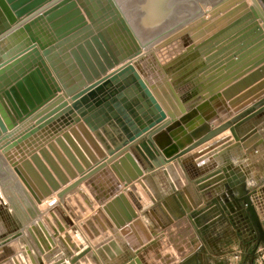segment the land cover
Listing matches in <instances>:
<instances>
[{
  "label": "bare ground",
  "instance_id": "bare-ground-1",
  "mask_svg": "<svg viewBox=\"0 0 264 264\" xmlns=\"http://www.w3.org/2000/svg\"><path fill=\"white\" fill-rule=\"evenodd\" d=\"M58 1L50 0L20 16L0 0V79L19 67L10 82L2 84L1 92L10 106L14 104V109H9L14 114H26L32 108L13 121L14 115L4 110L6 105L0 107V120L7 134L14 136L6 137L9 144L0 149V264H77L86 254L90 264H98L92 254L95 247L119 236L133 252L131 264H155L154 257L166 264L163 255L167 251L173 259L184 258L194 250L192 225L184 213L169 218L158 207L174 188L192 203H196V195L204 204L214 197L222 200L225 194L237 195L254 211L248 195L253 190L254 196L264 194V93L234 106L223 90L218 93L211 83L216 81L213 72L219 66L225 72L231 68L242 72L234 75L232 84L264 64V0H75L84 23L70 24L69 32L56 31L58 27L51 26L57 21L50 23L44 15ZM240 4H245L240 12L249 17L247 23L245 19L241 23L246 27L242 34L226 42H212L214 37L205 28ZM202 29L206 39L200 43L203 35L197 37V32ZM195 40L198 51H192ZM91 43L97 44L96 52ZM260 46L263 51L254 58ZM73 48L82 65L89 66V60L95 67L91 75L79 68ZM217 50L230 55L222 57L218 67L210 68L208 60ZM29 62L34 64L27 65ZM36 67L53 94L40 104L35 102L34 108L20 94L25 108L21 109L4 90ZM173 92L185 103L169 101L172 107L168 109L163 99ZM206 94L209 96L204 97ZM58 98L65 106L60 105L51 119L41 124L31 120ZM216 101L223 108L220 117L213 115L210 106ZM226 132L231 134L223 143L227 146L215 147L217 158L197 167L208 153L198 156L200 151L195 150ZM59 135L79 167L61 155L58 161L63 169L58 168L49 195L43 192L48 180L44 183L32 164L41 167L34 157L48 162L52 155L48 144L52 142L56 148ZM143 140L156 148L158 159L142 157L136 150ZM126 153L142 176L124 179L113 169L114 162ZM25 172L32 173L33 193L22 182ZM213 173L214 184L201 187L198 180ZM168 176L175 184L170 185ZM112 180L117 181L135 213V218L123 225H133L130 234L121 233L123 226L109 217L104 206L99 209L105 201H99L97 193L103 199L107 188L114 191ZM170 187L173 190H168ZM95 214L108 227L105 233L87 230L92 224L86 226V219ZM140 218L157 220L163 226L162 234L151 236ZM96 219L91 223L99 226L98 216ZM132 233L138 236L137 241Z\"/></svg>",
  "mask_w": 264,
  "mask_h": 264
},
{
  "label": "water",
  "instance_id": "water-1",
  "mask_svg": "<svg viewBox=\"0 0 264 264\" xmlns=\"http://www.w3.org/2000/svg\"><path fill=\"white\" fill-rule=\"evenodd\" d=\"M5 1L10 5L11 9L17 15L22 16L32 11L33 9L39 7L40 5L47 3L50 0H5ZM77 7L78 5L75 0H59L58 3L48 8L44 12V15L50 21V23L57 21L54 25L51 26V27L57 26L58 30L56 31L69 32L70 24L77 23L81 25L84 23L82 14L80 13V10L77 9ZM244 7H245V4H240L239 6L235 7L233 10L229 11L224 16L218 18L216 21L211 23L207 28H205L206 32H208V34H212V37H214L212 42L214 43L222 42V41L226 42V39L229 40V38L230 39L234 38L233 36L237 37L238 34L243 32L242 30L245 29L246 27L243 28L241 23L243 22L244 19L246 20V23H247L248 22L247 18H249L248 16L244 17L247 13L242 14L243 11L240 12V10L243 9ZM201 35H203V37L202 39H200V43H202L206 39L203 29L197 32V37ZM91 40L94 41V39L92 38ZM218 51L219 50L214 52V54L208 60L210 61L212 59L209 62L210 68H212L213 66L218 67V65L222 61L221 60L222 57L226 58L230 55L229 51L225 50L223 51L224 53L222 54L219 53ZM71 53L76 56L75 61L78 63V66L82 70V72L85 71L86 74L91 75V73L96 70L95 67L92 66V64H90L89 60H87L88 65H89L87 67L82 65L80 60L78 61L79 57L77 56L76 48L71 49ZM96 61L98 63L99 58H97ZM235 71L236 70H233L231 68L227 72H225L226 73L225 74L224 70L221 68V66H219L216 72L215 71L213 72L216 74L215 76L216 81L211 83L212 87H216L214 88V90H217V89L220 91L223 90L222 93L223 95H225L227 99H230V104L234 106H238V105L241 106L245 103L252 101L254 98L259 97L261 94L264 93V64H262L255 70L251 71L246 76L230 84L234 80L233 78H235L234 74L232 73V72L235 73ZM241 73L242 72L239 71L238 75L236 74L235 76H239V74ZM230 74H232L231 76L233 77H231ZM28 91L31 94L32 100L28 94ZM4 94L7 96L8 99H10V101H11L10 96L12 95L14 97V100L20 106V108L25 109L20 99V94L24 97L26 103L29 106H33L34 108L35 102L40 104L44 99L48 98L51 94H53V92H52V89L49 87L46 79L43 77L40 69L36 67L31 72H29V74L22 76L20 79L16 80L12 85H10L8 89L4 90ZM63 103H64L63 99L58 98L57 100L52 102L50 105L45 107L43 110L36 113L32 117L31 120L37 122L38 124L48 121L49 119H51L50 117L56 114V111L59 110V109L57 110V108ZM11 106L14 109V104L12 102H11ZM64 106L65 105L63 104L60 107L63 108ZM15 112H17L16 109H15ZM6 134H7V131L0 120V149H2L3 147L9 144V142L7 141L5 137ZM55 138H57L55 140L56 148L53 146L52 142L48 144V148L54 154L55 160L57 161V159L60 158L61 155H63V157L66 158L70 164H72L75 168H78L79 165L76 163L75 158L69 152L67 145L65 146V144L60 139L64 137L63 136L60 137L59 135V136H56ZM230 138H231V134L226 132L225 134L220 135L217 138H215L212 142L195 150L197 152L200 151L198 156H202L205 153H208V155L199 159L196 166L199 167L203 165L204 162L211 157L214 159L217 158V151L215 150V147L219 146L220 149H223L225 146H227V144H223V143H226L227 140H230ZM58 149L60 150V153ZM136 150L142 153L141 155L142 157L147 155L152 160L158 159L159 157L156 148L153 145H151L149 141L147 140H143L139 144H137ZM156 154H157V157L155 156ZM262 158L264 160V153L262 154ZM56 163L58 164L59 167L61 166L59 161H57ZM53 164L54 165L51 168L58 171L57 165L55 163ZM112 167L124 179H128L130 177L137 178L138 176H142V173L137 163L135 162V160L133 159V157H131L129 153H126L124 156L120 157L117 161H115ZM213 175H215V173L207 175L206 177L198 180L199 182L203 183L201 187H204L207 189L211 186V184H214L216 178H213L212 177ZM119 189H120L119 186L115 187L116 191H118ZM104 210L110 215L109 217L112 218V220L115 223H118L120 226H123L124 223L128 222V220H130L131 218H135V213L133 212L131 206L129 205L126 197L122 193L114 197L110 202H108L104 206ZM88 222L89 221H87V223ZM254 223L256 225L257 231L260 234L261 239H263L264 232L262 231V228L258 220L255 219ZM137 225H139L138 222H137ZM132 227H133L132 224H129V226H125V227L123 226V228H121V233L130 234L131 232L130 230H132ZM132 234L137 241L138 236L135 235L134 233ZM87 258H89L88 254H86L85 258L77 259L76 263L77 264L78 263L87 264V261H86ZM193 264H195V261Z\"/></svg>",
  "mask_w": 264,
  "mask_h": 264
},
{
  "label": "rangeland",
  "instance_id": "rangeland-1",
  "mask_svg": "<svg viewBox=\"0 0 264 264\" xmlns=\"http://www.w3.org/2000/svg\"><path fill=\"white\" fill-rule=\"evenodd\" d=\"M33 64L34 63H30V62H29V64L27 63V65H33ZM18 69H19V67H18ZM17 70L14 69V71H11L10 73H6L5 79H4V77L2 78L3 80L0 79V81H2V82H0V84L2 85V84H6V82L7 83L10 82L9 79L11 78V76L14 75V73L15 74L18 73V72H16ZM1 85H0V107L3 109L2 106H4V104H5L6 107L4 106V110L11 112L12 108L10 106V103L7 100H5L6 98L3 96V92H1V90L3 91L5 86L3 87V85L2 86ZM2 98H3V100H2ZM4 100H5V102H3ZM10 108H11V110H9ZM31 109L32 108L28 109L25 113L27 114ZM11 113H12V115L11 114L10 115L12 117L14 115L13 121H15L16 119L19 120L20 118H23L26 115V114H22V112H21V115H20L21 117H20L19 115L14 114V111H12ZM13 121L9 119V123H11ZM5 137L14 138V136L8 135V134H6ZM47 150L50 153V155L52 154L54 156V154L52 153V151L49 148ZM52 155H51V157H52ZM49 158H50V156H49ZM33 160H34V162L37 161V163H41L40 164L41 167L42 168L44 167L43 170L46 171V173L42 170H41V172H39V170L42 168L40 166H36L35 164H32V166L37 169L38 172H36V173L38 174V176L41 178V180L44 183H46L45 180L46 181L48 180V182H49L48 185L50 187H52L55 184L57 172L56 171L52 172L50 175L49 174V172L51 171L50 167H52L54 165L53 163H55L57 165V167L59 168V170H61V168L56 163L58 161V159H57V161L55 160V158L53 159V161L48 159V162H47L41 158V160L43 161V162H41L40 159H36L34 157ZM50 161H52V162H50ZM48 166H50V167H48ZM65 168L66 169L68 168L67 170H69L68 166H66ZM67 170H66V172H64L62 174H64L66 176V173H68ZM30 173L31 172H29V174H26V172H25L24 178L22 181L26 190H28V192H29L28 185L29 184L35 185V181L33 180V177L30 176ZM34 188H35V186H34ZM254 193H256V192L253 190L248 195L249 205H251L253 207L254 212L257 215V218L259 221L261 220V218H263V230H264V203H263L264 202L263 201L264 200V194H263V196L257 197L256 195L254 196ZM109 195H110V192L108 193L107 197ZM262 197H263V199L261 200ZM214 198H212L213 200L210 199L208 201H205V204L201 203V206H198L199 204H196L198 206V208L194 209L190 213L185 212L182 208L177 206L178 210H179V215L181 214V212L184 213V216L188 219V221L190 222V224L192 225V228L194 229V231L196 233V237H195L196 239L192 242L193 246H194L195 241H197V242H195L196 247L200 246V244H201V249H202V253H201V262L202 263L201 264H204V262L206 260V255L208 253L216 254V256L218 255V259L220 260L218 264H264V240H261L259 238V235L257 234L256 231L253 233V235H255V236L250 237V235H248V233H245V231H244L243 227H241V224L238 221V219H235V218L232 219L231 218V215H233L235 213V211H239L241 209L239 207V205L238 206L236 205L239 203L235 204L234 202H236V201H234L233 197L227 196V198L222 199V202L224 203V206H222L221 205L222 202L220 203V200H216ZM223 200H225V201H223ZM229 204H231V206ZM237 207H239V208H237ZM258 211H260V213H258ZM223 213H224V215L229 217L227 219L229 222V225H227L225 223L224 219L222 220L223 222L220 221ZM140 219L142 220L143 218H140ZM147 223L149 224V226L152 230L151 232H154V234H153L154 238L156 236H158L159 234H162L161 227L155 219L153 222H147ZM222 225H227L228 227H223ZM108 239L109 240H106V241L100 243L102 245L98 244V246L95 247L96 249H94V251L92 253L94 255V257L96 258V260L99 261V264L100 263L101 264H131L130 258L132 256L133 252L131 251L129 246H127L128 244L126 245L120 236L117 237V239H112V238H108ZM220 240H222V241H220ZM110 241H111V243H110ZM104 243H105L106 247L103 246ZM109 252H111V253H109ZM194 252H195V247H194L193 252L188 254L186 257L173 259V257L169 254V251H167L163 255V257H165L164 260H165L166 264H192V263H194V257H192V254ZM108 257H109V259H108ZM154 259L156 260L155 264H158V263L160 264L157 257L156 258L154 257ZM161 264H164V263H161Z\"/></svg>",
  "mask_w": 264,
  "mask_h": 264
},
{
  "label": "crops",
  "instance_id": "crops-1",
  "mask_svg": "<svg viewBox=\"0 0 264 264\" xmlns=\"http://www.w3.org/2000/svg\"><path fill=\"white\" fill-rule=\"evenodd\" d=\"M244 30V29H243ZM242 30V31H243ZM194 35V33L191 35V36H193ZM197 40H195V42L193 43V46H192V51H198L199 50V42H196ZM254 46H256V45H254ZM91 48H92V50H94L95 52L97 51V44L95 45L94 43H91V46H90ZM253 47V46H252ZM263 47H258V48H256V51H255V55L253 56L254 58H256V57H258V55H259V53H261L263 50ZM212 60V59H211ZM210 60V61H211ZM233 62V59L232 60H230L228 63H229V65H230V63H232ZM205 64V63H204ZM221 68H222V66H221ZM224 68V67H223ZM224 70V69H223ZM224 73H225V70H224ZM226 74V73H225ZM234 75H238V72H235V73H233ZM232 74H230V76H231ZM240 75H242V73L241 74H239V76ZM245 75H247V74H245ZM203 82V81H202ZM199 83V85H198V88H201V86H202V84L203 83ZM159 89H160V87H159ZM219 92H220V90H218ZM218 92V93H219ZM205 96H209V95H204V97ZM172 98H174V100H172ZM164 100V104H165V106L169 109L170 107H172L171 105H170V102L169 101H171V102H173V101H175V102H178V100L180 101V102H182V103H185V102H183L182 101V98H181V96H180V94L179 95H177L176 94V92H173V96H169V98L167 99L166 97L163 99ZM229 104V103H228ZM210 106L212 107V111H213V115H216L217 117H220L221 116V112L223 111V108H222V106L219 104V101H216V102H213L212 104H210ZM214 109V110H213ZM168 112V111H167ZM170 112H172L171 110H170ZM244 142H247V141H244ZM263 150V149H262ZM261 150V151H262ZM260 151V152H261ZM259 152V153H260ZM258 153V154H259ZM155 154V153H154ZM257 154V155H258ZM156 157H157V154L155 155ZM261 157H262V155H261ZM48 159H50V160H52V158L50 157V158H48ZM250 160V159H249ZM262 162H263V158H262ZM264 164V163H263ZM51 168V167H50ZM56 172H57V170H55ZM55 171H53L52 170V168H51V171L49 172V174L51 175V173L52 172H55ZM45 173H46V171H44ZM165 174L166 175H168L166 172H165ZM183 176V175H182ZM56 177V176H55ZM178 178H179V176H177ZM168 178H169V183H170V185H172V184H175L174 183V181L172 180V179H170V177L168 176ZM185 178V177H184ZM57 179V178H56ZM184 180H186V178L184 179ZM112 188H113V190L114 191H112V190H109V188H107L106 189V194H105V196H103V199H101V197H102V195L101 194H98L97 193V197L99 198L98 200L99 201H101V200H103V202L105 201V203L107 202L108 203V201L110 202L111 200L110 199H113V197H115V196H117L118 194H121L120 193V189H119V192H116L115 191V187L116 186H119L118 185V183H117V181L116 180H112ZM181 185H182V182H181ZM187 185H188V183H187ZM34 186L35 185H32V184H29L28 185V187H29V192L30 193H33V191H34ZM49 185H47V184H45L44 185V188H43V192H45L46 193V191L48 192V194L50 195L52 192H51V187L49 186ZM54 186V185H53ZM163 186V185H162ZM131 187H133V186H131ZM184 187H187V186H184ZM46 188V189H45ZM42 189V188H41ZM172 189V187H170L168 190H171ZM173 190V189H172ZM28 191V190H27ZM182 191V190H181ZM110 192V195L107 197V195H108V193ZM115 192V193H114ZM36 193H37V191H36ZM116 193H117V195H116ZM123 193V192H122ZM179 193H181V192H179V189L178 188H174V190H173V192H171V194H168L167 196H165L164 197V200H162L161 202H160V204L158 205V207H160L159 209L162 211V213L164 214V216H169V218H171V217H174V216H176V215H179V210H178V207H180V208H182L185 212H187V213H190V212H192L195 208L194 207H197V205H195L196 203L197 204H199L198 206H200L201 205V203H202V200H197V198L199 197V196H197L196 195V197H195V200H196V203L194 202V203H192L187 197H183V198H181L180 197V194ZM132 194L133 195H135L136 193H135V190H133L132 189ZM123 195H124V193H123ZM77 196V195H76ZM89 196H91V195H89ZM125 196V195H124ZM107 197V198H106ZM133 197H135V199L136 200H139L138 198V194L137 195H135V196H133ZM93 198V197H92ZM141 198V197H140ZM93 199H96V197L95 198H93ZM127 199V198H126ZM105 203H103L100 207H99V209L100 208H102L103 206H105L106 204ZM129 203V202H128ZM97 204H98V201H97ZM105 204V205H104ZM82 205H83V203H82ZM129 205H130V203H129ZM168 205V206H167ZM84 206V205H83ZM131 206V205H130ZM178 206V207H177ZM85 207V206H84ZM87 207V206H86ZM165 207V211H163L162 210V208H164ZM132 208V207H131ZM179 208V209H180ZM133 210V209H132ZM100 212V211H99ZM79 213L81 214V216H82V213L80 212V210H79ZM103 213V212H102ZM173 213H175V214H173ZM83 216H84V218H85V216L86 215H84L83 214ZM89 216V215H88ZM97 216H98V218H99V220H100V224L99 223H97L99 226H95L93 223H91L92 221H94L96 218H97ZM89 220V222H88V224L87 223H85V225L86 226H90V224H92V226H90L89 227V229H87V230H89V231H93L92 233H100V232H102L103 231V233H105L106 231H107V226L102 222V218H101V216L100 215H98V214H95L93 217H91V216H89L87 219H86V221H88ZM109 220H111V219H109ZM58 221V220H57ZM85 221V222H86ZM95 221H98L97 219L95 220ZM112 221V220H111ZM157 221V220H156ZM113 222V221H112ZM142 222H143V225H144V227L146 228V231H148L149 233H150V235L151 236H154L153 234H154V232H151L152 230H151V228H150V226H149V224L144 220V219H142ZM157 223L160 225V227H161V231H163V226L157 221ZM37 225H38V223H37ZM36 224H33V226L34 227H36L37 226ZM84 225V226H85ZM85 226V227H86ZM93 226L95 227V228H93ZM38 228H39V225L37 226ZM42 228V227H41ZM39 231H42L41 229H39ZM98 231V232H97ZM66 233V232H65ZM94 235V234H93ZM99 235V234H98ZM100 235H102V234H100ZM99 235V236H100ZM222 239V238H221ZM220 241H222V240H220ZM15 244V243H14ZM44 244H48L47 243V241L46 240H44ZM90 248V247H89ZM130 248V247H129ZM90 250H91V248H90ZM57 252V251H56ZM85 252H88V249L85 251ZM58 253H56L55 254V256L57 255ZM86 257V256H85ZM53 258V257H52ZM84 258V257H83ZM95 258V257H94ZM86 261H87V264H90V259L89 258H87L86 259ZM219 259H218V255L216 256V254H210V253H208L207 255H206V260H205V262H204V264H218L219 263ZM97 262H98V264H99V261L97 260ZM56 263V262H55Z\"/></svg>",
  "mask_w": 264,
  "mask_h": 264
},
{
  "label": "flooded vegetation",
  "instance_id": "flooded-vegetation-1",
  "mask_svg": "<svg viewBox=\"0 0 264 264\" xmlns=\"http://www.w3.org/2000/svg\"><path fill=\"white\" fill-rule=\"evenodd\" d=\"M227 196L228 195L225 194V198H227ZM232 197H233L234 201H236L234 203L235 204L236 203H239V204H236V205L237 206L239 205V207L241 209L239 211H235V213L233 215H231V218L232 219L233 218L238 219V221L241 224V227H243L245 233H248V235H250V237H254L255 235H253V233L256 231L257 234L259 235V238L261 239L260 234L257 231L256 225L254 223V220L257 219V215L254 213V211L252 210V208L250 206H248V204L246 203V201H244L243 198H241V197L237 198L236 195H233ZM221 202H222V200H220V203ZM221 205L224 206V203L222 202ZM229 205L231 206V204H229ZM239 207H237V208H239ZM258 213H260V211H258ZM228 218L229 217L226 216V215H224V213H223L222 218H221L220 221L223 222L222 220L224 219L225 220V223L227 225H229V222L227 220ZM258 222H259V224H260V226L262 228V231L264 232V230H263V218H261V220L258 221ZM227 225H222V226L223 227H228ZM261 240H264V236H263V239H261ZM195 242H197V241H195ZM194 247H195V252L192 254V257H194L195 264H201L202 263L201 262V253H202L201 244H200V246L196 247V243H195L194 244Z\"/></svg>",
  "mask_w": 264,
  "mask_h": 264
}]
</instances>
